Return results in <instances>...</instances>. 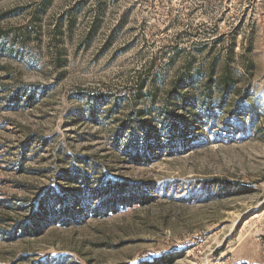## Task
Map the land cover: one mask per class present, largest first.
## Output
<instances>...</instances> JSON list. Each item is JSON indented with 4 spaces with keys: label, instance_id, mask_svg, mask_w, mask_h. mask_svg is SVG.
<instances>
[{
    "label": "rangeland",
    "instance_id": "1",
    "mask_svg": "<svg viewBox=\"0 0 264 264\" xmlns=\"http://www.w3.org/2000/svg\"><path fill=\"white\" fill-rule=\"evenodd\" d=\"M106 178L144 202L86 211ZM144 261L264 264V0H0V264Z\"/></svg>",
    "mask_w": 264,
    "mask_h": 264
},
{
    "label": "trees",
    "instance_id": "2",
    "mask_svg": "<svg viewBox=\"0 0 264 264\" xmlns=\"http://www.w3.org/2000/svg\"><path fill=\"white\" fill-rule=\"evenodd\" d=\"M229 82L228 79L223 81V88L225 90L229 89ZM142 89H140L139 92ZM31 98V97H30ZM179 121L178 119H173L171 124V129L175 130L176 126H178ZM148 131L146 130V135L148 138L150 137ZM133 136V137H132ZM132 139H130L126 143V152L128 154H132L134 160L140 158H147L150 160V154H153V145L151 141L147 142L145 152L142 154L140 152L135 151L131 148L133 144V138L136 137L135 133L132 135ZM179 140L176 133L169 138V144L171 147L177 146L179 144ZM88 177L86 175L83 176V182L87 183ZM103 189L100 196L99 204L93 206L88 199L85 201V210L90 211L93 209L94 214L102 215V214H109L110 212H117L122 206L127 205L132 201L137 202H144L145 200V193L143 190H140V187L136 184H133L126 180H117V179H104ZM50 195H47V198ZM57 198H61V207L62 209L59 211L58 207L55 206L51 200H46L44 198L38 199V201H33L31 203V214L27 220L20 221L19 224L12 230L13 236L17 232V229L22 230V235L25 234H33L40 232V227L49 226L54 223H63L64 225L71 224V221L78 222L81 218L82 214L80 211H75L73 206H70L69 203L63 198L61 192L58 191ZM65 200V201H64ZM141 264H153L150 261H144Z\"/></svg>",
    "mask_w": 264,
    "mask_h": 264
}]
</instances>
